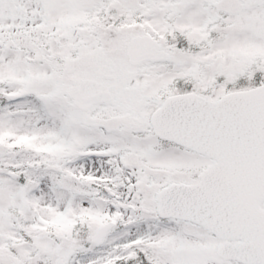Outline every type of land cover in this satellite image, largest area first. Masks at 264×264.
Listing matches in <instances>:
<instances>
[{
    "label": "snow or ice",
    "instance_id": "obj_1",
    "mask_svg": "<svg viewBox=\"0 0 264 264\" xmlns=\"http://www.w3.org/2000/svg\"><path fill=\"white\" fill-rule=\"evenodd\" d=\"M0 264H264V0H0Z\"/></svg>",
    "mask_w": 264,
    "mask_h": 264
}]
</instances>
